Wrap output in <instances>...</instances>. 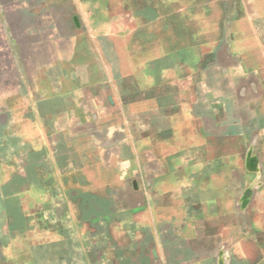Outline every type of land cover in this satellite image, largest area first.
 Returning <instances> with one entry per match:
<instances>
[{"label":"crops","instance_id":"0c3cea01","mask_svg":"<svg viewBox=\"0 0 264 264\" xmlns=\"http://www.w3.org/2000/svg\"><path fill=\"white\" fill-rule=\"evenodd\" d=\"M0 58L29 155L0 264H264V153L237 115L264 0H0Z\"/></svg>","mask_w":264,"mask_h":264},{"label":"rangeland","instance_id":"374dc122","mask_svg":"<svg viewBox=\"0 0 264 264\" xmlns=\"http://www.w3.org/2000/svg\"><path fill=\"white\" fill-rule=\"evenodd\" d=\"M2 62L5 68L11 69V62L7 65L6 59L0 58V63L2 64ZM218 70L213 68V81L220 76ZM231 75L235 78L238 77L235 73ZM255 76L260 85V94L256 96L260 99L259 103L255 100L241 99L238 102V110L241 107L243 113L237 114L238 117L243 116L244 118V122H242L243 132L245 136H249L247 140L245 139V147L246 144H249L251 148L249 150L250 153H247V162L252 167L259 162V153L261 155L264 153V141L261 139V143L258 141L259 132L264 130V73ZM229 81H232V79L229 78ZM11 82L12 75L8 74V81L4 77L5 85L3 83L0 85V114H3L0 117V211L11 207L13 201L11 200V195L16 190L23 188L21 184L24 182L19 181V175L22 178H26L27 171L18 169V165H23L29 157L26 147H21L22 142L19 143L15 137L19 132L21 133L28 129V123L20 121L17 112V109L22 104L19 94H22L24 89L20 88L19 85H12ZM252 92L255 93V89H252ZM14 149L17 151L15 152ZM20 203L22 204V202ZM25 204L26 202L23 200V205ZM23 241L25 242L26 240Z\"/></svg>","mask_w":264,"mask_h":264}]
</instances>
